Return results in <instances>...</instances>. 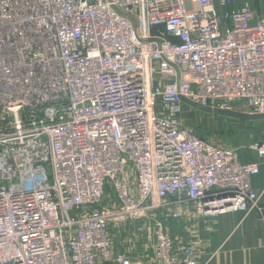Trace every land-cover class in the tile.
<instances>
[{"label":"built area","instance_id":"obj_1","mask_svg":"<svg viewBox=\"0 0 264 264\" xmlns=\"http://www.w3.org/2000/svg\"><path fill=\"white\" fill-rule=\"evenodd\" d=\"M238 108L264 120L253 0H0V264H145L115 248L127 228L152 264H203L170 224L262 213L264 139L181 118Z\"/></svg>","mask_w":264,"mask_h":264},{"label":"crops","instance_id":"obj_2","mask_svg":"<svg viewBox=\"0 0 264 264\" xmlns=\"http://www.w3.org/2000/svg\"><path fill=\"white\" fill-rule=\"evenodd\" d=\"M253 10L258 15H264V0H253ZM247 120L252 121L246 116ZM252 122L263 125L264 120L258 118ZM248 145L223 148L238 149ZM241 160L258 162L253 154L246 151L241 152ZM252 185L257 191L264 188V164H261L260 175L252 179ZM261 207L262 213L232 212L216 217H202L195 215L194 206L189 204L186 211L190 215L170 224L175 246L181 251L182 247L190 243L198 244L203 264H264V195Z\"/></svg>","mask_w":264,"mask_h":264},{"label":"rangeland","instance_id":"obj_3","mask_svg":"<svg viewBox=\"0 0 264 264\" xmlns=\"http://www.w3.org/2000/svg\"><path fill=\"white\" fill-rule=\"evenodd\" d=\"M181 124L209 142L222 147L246 146L264 139V123L260 125L252 121L249 122V120L246 121V109L238 108L235 113L232 112L229 115L211 114L207 110L196 113L186 111L181 119ZM124 231L125 234L115 240V248L118 250L127 248L128 252L133 254L132 256L135 255L142 258L147 264H152L151 258L156 252L148 249V246L150 247L147 242L149 236L133 235L128 228ZM138 245H140V252Z\"/></svg>","mask_w":264,"mask_h":264}]
</instances>
